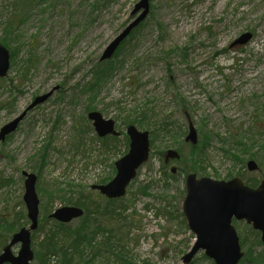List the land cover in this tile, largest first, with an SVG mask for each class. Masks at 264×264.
Instances as JSON below:
<instances>
[{"label": "rangeland", "instance_id": "rangeland-1", "mask_svg": "<svg viewBox=\"0 0 264 264\" xmlns=\"http://www.w3.org/2000/svg\"><path fill=\"white\" fill-rule=\"evenodd\" d=\"M140 1L0 0V44L11 55L15 52L7 77L0 79V130L37 97L54 91L0 143V182H7L0 185V222L18 213L14 233L29 227L24 171L37 176L41 224L43 217L70 206L54 198L56 193L93 191L100 181L114 178L115 162L129 150L130 125L152 132L166 120L171 137L152 138L156 141L150 159L124 197L130 208L124 214L127 227L118 236H123L121 245L132 263L183 264L195 243L181 216L186 176L217 181L240 177L257 183L264 179V0H150L140 32L120 46L115 72L90 91L93 69L142 13L133 15ZM11 16L16 23L9 38L5 24ZM245 33L253 34L251 41L230 48ZM91 112L116 123L121 135L108 143L109 151L88 120ZM190 122L196 145L186 142ZM48 143L46 164L39 167L40 158L35 159ZM199 149H204L202 154ZM169 150L178 151L183 161H170L164 168ZM250 161L259 169L249 171ZM172 166L178 169L174 178ZM117 225L111 221L108 228ZM235 226L248 239L245 253L264 251L245 223ZM43 236V231L33 232L35 252ZM2 244L0 237V253ZM18 249L14 247L15 254ZM104 249L99 248L103 256L94 264H121ZM191 264L215 263L199 252Z\"/></svg>", "mask_w": 264, "mask_h": 264}, {"label": "water", "instance_id": "water-1", "mask_svg": "<svg viewBox=\"0 0 264 264\" xmlns=\"http://www.w3.org/2000/svg\"><path fill=\"white\" fill-rule=\"evenodd\" d=\"M141 10L143 12L107 47L101 61L111 59L121 43L146 19L150 12V0H141L133 15ZM252 38L251 33H245L231 47L246 45ZM9 69L10 52L0 44V78H5ZM53 92L37 97L20 116L2 127L0 143L15 133L28 112L45 103ZM88 119L92 121L99 137L119 135L115 129V121L105 119L101 113L91 112ZM127 136L130 140L129 151L115 163V177L107 184L92 186V190L99 191L108 199L124 197L138 170L150 158L151 143L148 131L141 132L135 126H129ZM186 142L193 145L198 142L192 122L189 124ZM179 159L180 154L177 151L169 150L166 154L167 161ZM257 168L254 161L248 163L249 171H255ZM171 172L175 174L177 168L173 167ZM22 175L25 178L23 201L31 225L29 229L23 228L13 235L10 243L0 253V264H32L35 258L31 247V233L37 230L39 225L40 200L36 191L37 176L26 171ZM182 209L188 228L196 239L192 249L183 257V264H191L194 257L202 251L215 264H239L244 253L233 220L245 221L254 230L259 231L264 244V180L257 189H252L238 177L229 181H217L211 178H198L196 174L191 173L186 177V197ZM83 215L84 211L81 208L68 206L56 210L50 218L67 224ZM16 245H20L17 254L13 252Z\"/></svg>", "mask_w": 264, "mask_h": 264}, {"label": "trees", "instance_id": "trees-1", "mask_svg": "<svg viewBox=\"0 0 264 264\" xmlns=\"http://www.w3.org/2000/svg\"><path fill=\"white\" fill-rule=\"evenodd\" d=\"M35 1L37 0H29V3ZM15 23L16 19L11 16L10 20L5 24L7 26L6 34L8 33L9 38L12 37L14 34L13 32H15ZM141 27L142 25L134 30L131 37L123 42L122 47L126 45V42L132 41L136 38V34L140 32ZM121 48L117 50L113 59L109 61H100L93 69L92 82L88 84L90 91L101 87V85L115 72L117 68V61L115 59H118L117 57ZM14 56L15 52L12 53V58ZM31 63L33 64L32 61ZM134 123L135 122L132 124ZM170 128L171 124L166 120L156 126L154 131L150 132L151 145L154 146V142L156 141H154V139L152 140V138L159 136L163 138L171 137ZM99 140L103 143L104 150L109 151L110 148L108 147V143L112 142V140H116V137L109 136L103 139L99 138ZM240 145L244 146L242 144ZM202 146L207 147V143L203 141ZM49 147L50 144L48 143L45 149H43L44 152L39 153L38 157L35 159L37 161L40 158L39 161L41 164L39 167L46 164V158L48 155L46 153V148ZM195 148L198 149V145L193 148V151H195ZM203 150L204 149H202L199 153L202 154ZM246 151L247 150L244 152ZM235 158L239 159L238 157ZM240 160L241 159H239V161ZM182 161L183 157L179 162ZM163 167L167 168L164 164V160ZM182 171L185 172V170ZM170 177L174 178V175L170 174ZM253 182L254 186L258 184L256 181ZM6 183V181L0 182V185ZM100 183L103 184L106 183V181H100ZM141 192L144 193L145 190L141 189ZM54 198L64 201L65 205L76 206L83 209L84 216L80 218V223L75 229H70L68 228V225H63L56 221L52 222L53 228L46 229V225L50 221L48 218L43 217V221L36 232L39 233L43 231L44 236L42 239H37L39 241L36 246V262L34 264H94L96 258L103 256V250L99 252L100 247H104L106 252L113 254L121 264H137L132 263L127 258L124 252V246L121 245L124 240L123 236H118V233L122 231L124 227H127L124 214L130 208L127 204L129 199L126 201L124 198L110 200L103 197L96 191H88L86 189H81L80 191L70 190L69 192H64L61 195L56 193ZM181 216L184 217L183 213H181ZM20 218L21 214L17 213L13 220H2V222H0V237L3 238L2 246H5L11 239V236L15 231V226L18 224ZM111 221L118 222L117 227L108 228V223ZM2 224L4 226H1ZM182 224L186 226L185 220L182 221ZM251 232L257 239V244L262 245L259 239V234L253 230H251ZM241 240L242 247L244 248L248 239L241 236ZM240 264H264V251L258 253L255 250L248 249Z\"/></svg>", "mask_w": 264, "mask_h": 264}, {"label": "flooded vegetation", "instance_id": "flooded-vegetation-1", "mask_svg": "<svg viewBox=\"0 0 264 264\" xmlns=\"http://www.w3.org/2000/svg\"><path fill=\"white\" fill-rule=\"evenodd\" d=\"M164 162L166 163V164H165L166 167H168V166L170 165V160L167 161V160H166V157H165V159H164ZM245 184L248 185V186L251 187V188H257V186L254 187V185H253L254 182H245ZM49 220L52 221V222L54 221V220H52V219H50V218H49ZM235 223H245V222H235V221H234V226H235ZM63 225H64V224H63ZM245 225H246L247 227H249L251 230H253L252 227H251L250 225H247L246 223H245ZM235 227H236V226H235ZM236 229H237V228H236ZM237 231H238V229H237ZM256 233H258V232H256ZM238 234H239V237H240V242H241V244H242V240H241L242 232H241V230L238 231Z\"/></svg>", "mask_w": 264, "mask_h": 264}]
</instances>
